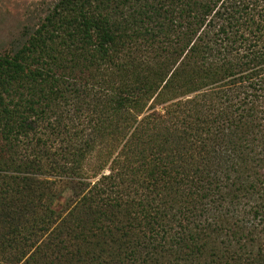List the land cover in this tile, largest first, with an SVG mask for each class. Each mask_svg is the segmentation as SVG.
Instances as JSON below:
<instances>
[{
  "label": "trees",
  "instance_id": "1",
  "mask_svg": "<svg viewBox=\"0 0 264 264\" xmlns=\"http://www.w3.org/2000/svg\"><path fill=\"white\" fill-rule=\"evenodd\" d=\"M0 264H264V0H56L0 54Z\"/></svg>",
  "mask_w": 264,
  "mask_h": 264
},
{
  "label": "rangeland",
  "instance_id": "2",
  "mask_svg": "<svg viewBox=\"0 0 264 264\" xmlns=\"http://www.w3.org/2000/svg\"><path fill=\"white\" fill-rule=\"evenodd\" d=\"M56 0H0V54L11 52L35 29Z\"/></svg>",
  "mask_w": 264,
  "mask_h": 264
}]
</instances>
